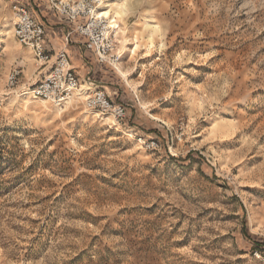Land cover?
<instances>
[{
	"label": "rangeland",
	"instance_id": "rangeland-1",
	"mask_svg": "<svg viewBox=\"0 0 264 264\" xmlns=\"http://www.w3.org/2000/svg\"><path fill=\"white\" fill-rule=\"evenodd\" d=\"M10 2L48 8L0 0V264H264V0H116L121 123L25 92Z\"/></svg>",
	"mask_w": 264,
	"mask_h": 264
},
{
	"label": "built area",
	"instance_id": "built-area-1",
	"mask_svg": "<svg viewBox=\"0 0 264 264\" xmlns=\"http://www.w3.org/2000/svg\"><path fill=\"white\" fill-rule=\"evenodd\" d=\"M49 8L70 21L83 19L75 30L86 38L85 48L92 51L97 61L116 70L115 63L121 61L117 50L114 20L107 19L99 12V6L106 0H46ZM14 14L13 34L19 42L29 48L34 59L41 66H49L45 78L25 90L33 98L44 99L55 106H69L70 97L76 95L82 84L75 73L67 52L62 49L52 54L45 48V28L22 4L12 3ZM20 71L15 69L8 76L10 86H15ZM88 92L84 95V107L102 116H110L121 123L126 117L122 104L113 102L104 87H97L89 78L85 80ZM91 89L92 92H89ZM72 98V99H73Z\"/></svg>",
	"mask_w": 264,
	"mask_h": 264
},
{
	"label": "crops",
	"instance_id": "crops-1",
	"mask_svg": "<svg viewBox=\"0 0 264 264\" xmlns=\"http://www.w3.org/2000/svg\"><path fill=\"white\" fill-rule=\"evenodd\" d=\"M43 10L45 13L39 16V22L45 28V48L52 54L64 49L80 82L89 78L96 83L97 87L106 89L101 79L108 73L109 65L98 62L95 54L86 50V38L75 30L76 25L84 20L70 21L59 16L49 6ZM106 92L109 93V91Z\"/></svg>",
	"mask_w": 264,
	"mask_h": 264
},
{
	"label": "bare ground",
	"instance_id": "bare-ground-1",
	"mask_svg": "<svg viewBox=\"0 0 264 264\" xmlns=\"http://www.w3.org/2000/svg\"><path fill=\"white\" fill-rule=\"evenodd\" d=\"M115 1H116V0H106L105 2H103V3L99 6V9H98V10H99V12H101V15H102L103 17H106L107 19H110V18H109L108 11H105V10H106L107 8H109L110 6H111V7L115 6V5H116ZM120 13H121V12H120ZM114 65H115V67H116V69H117V66L119 65V62L115 63ZM80 91H81V90H80ZM76 92H78L77 95L81 94L79 91H76ZM76 92H75V93H76ZM72 98H73V97H70V101H68L69 103L71 102ZM42 102H44V100H43ZM65 106H67V105H65ZM65 106H61V108H58V110L61 111L62 108H64ZM152 118H153V117H152ZM153 119H155V118H153Z\"/></svg>",
	"mask_w": 264,
	"mask_h": 264
}]
</instances>
